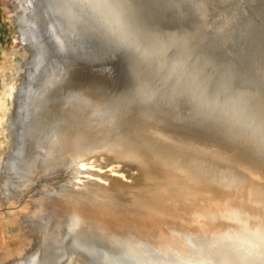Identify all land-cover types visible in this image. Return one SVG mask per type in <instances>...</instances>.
<instances>
[{
  "label": "rangeland",
  "instance_id": "rangeland-1",
  "mask_svg": "<svg viewBox=\"0 0 264 264\" xmlns=\"http://www.w3.org/2000/svg\"><path fill=\"white\" fill-rule=\"evenodd\" d=\"M0 7L7 19L0 53V264L42 263L44 229L60 195L74 194L77 183L105 188L129 182L123 164L81 163V173L65 151L126 118H145L148 128L173 131L264 169V146L189 98L190 84L198 86L193 93L247 92L264 116V0H131L138 26L154 38L147 65L135 66L89 22L70 24L53 0H0ZM25 20L33 25L24 26ZM137 85L143 103H124L114 117L112 102ZM14 133L22 137L20 152L12 149ZM213 160L221 169L229 165ZM239 180L238 191L226 198H200L189 229L168 219L131 231L113 223L114 236L134 245L122 241L113 248L66 226L67 251L58 264H132L153 251L167 264H221L226 245H240L249 224L264 225V180Z\"/></svg>",
  "mask_w": 264,
  "mask_h": 264
},
{
  "label": "bare ground",
  "instance_id": "bare-ground-1",
  "mask_svg": "<svg viewBox=\"0 0 264 264\" xmlns=\"http://www.w3.org/2000/svg\"><path fill=\"white\" fill-rule=\"evenodd\" d=\"M18 5L21 9L22 5ZM30 22L33 25L30 20H25L23 25L30 28ZM27 32L25 29L20 36L25 37ZM144 119L126 118L100 134L86 136L65 150L78 164V171L85 168L81 163L101 168L108 164L115 167L123 164L121 168L129 182L105 188L77 183L74 194H61L57 214L43 232L41 264H58L62 252L66 253L62 245L66 226L73 228L78 235L93 237L98 243L113 248L120 246L122 241L134 245L128 238L114 236L113 223L131 231L154 220L168 219L189 229L193 224V208L200 198H226L229 190L238 191L239 179L243 177L264 180V169L255 162L228 156L220 148L197 140L182 139L173 131L148 128ZM21 142L22 137L14 133L13 151H21ZM14 152L9 153L11 158L16 155ZM214 158L225 160L229 165L221 169ZM237 169L243 173L239 174ZM252 225L255 227L260 223L254 221ZM22 238L20 235L21 244Z\"/></svg>",
  "mask_w": 264,
  "mask_h": 264
},
{
  "label": "clouds",
  "instance_id": "clouds-1",
  "mask_svg": "<svg viewBox=\"0 0 264 264\" xmlns=\"http://www.w3.org/2000/svg\"><path fill=\"white\" fill-rule=\"evenodd\" d=\"M53 8L67 13L70 24L89 22L104 40L128 56L133 66L147 65L154 38L138 26L131 0H53ZM132 78L135 80L134 69ZM197 87L189 85V98L198 109L213 115L251 144L264 146V116L253 108L254 97L247 92L210 93L207 88L193 93ZM133 102L143 103L139 85L128 97L114 100L110 111L115 117L122 104ZM158 255L155 251L139 254L132 264H167L157 259ZM221 264H264V225L249 224L240 245L226 246Z\"/></svg>",
  "mask_w": 264,
  "mask_h": 264
},
{
  "label": "crops",
  "instance_id": "crops-1",
  "mask_svg": "<svg viewBox=\"0 0 264 264\" xmlns=\"http://www.w3.org/2000/svg\"><path fill=\"white\" fill-rule=\"evenodd\" d=\"M1 7H0V53H1V46H5L6 44V16L1 14Z\"/></svg>",
  "mask_w": 264,
  "mask_h": 264
},
{
  "label": "snow or ice",
  "instance_id": "snow-or-ice-1",
  "mask_svg": "<svg viewBox=\"0 0 264 264\" xmlns=\"http://www.w3.org/2000/svg\"><path fill=\"white\" fill-rule=\"evenodd\" d=\"M81 167L83 168V167H84V165H81Z\"/></svg>",
  "mask_w": 264,
  "mask_h": 264
}]
</instances>
